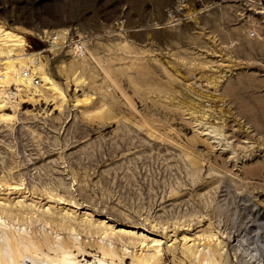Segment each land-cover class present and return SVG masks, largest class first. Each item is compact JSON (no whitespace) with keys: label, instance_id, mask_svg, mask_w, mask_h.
I'll use <instances>...</instances> for the list:
<instances>
[{"label":"rangeland","instance_id":"1","mask_svg":"<svg viewBox=\"0 0 264 264\" xmlns=\"http://www.w3.org/2000/svg\"><path fill=\"white\" fill-rule=\"evenodd\" d=\"M0 23L24 34L29 51L45 48L68 96L63 110L21 100L18 119L0 121V205L70 223L75 231L56 228L85 246L81 264L102 256L101 240L121 253L140 239L163 246L161 264H200L181 245L207 233L224 244L221 264H264V0H0ZM19 23L95 29L118 84L89 58L76 89L58 65L71 52ZM84 91L93 101L76 105ZM103 100L111 116L88 115ZM195 105L227 118L229 142L209 137ZM32 220L28 233H41ZM99 221L116 232L102 236ZM120 262L133 264L131 254Z\"/></svg>","mask_w":264,"mask_h":264},{"label":"bare ground","instance_id":"2","mask_svg":"<svg viewBox=\"0 0 264 264\" xmlns=\"http://www.w3.org/2000/svg\"><path fill=\"white\" fill-rule=\"evenodd\" d=\"M14 25L18 26L22 31L39 33L42 36H49L55 32L58 34L57 41L63 40L70 31L68 25H58L54 28H44L40 25L26 27L20 23ZM27 39L24 34L0 23V121L5 123L14 122L18 119V115L22 108L19 105L21 100H32L33 102H38L42 99L45 101L52 100L56 103V107L61 110H63L64 104L68 101L66 89L63 87L61 81L53 76L49 60L42 56L38 61H35V53L28 50L27 46L29 43ZM99 42L102 41L99 40ZM260 43L261 47L264 48V41ZM95 48L94 43L88 45L87 53L83 56H79L74 50L70 49L69 51L72 54L70 61L68 63L58 64L60 70L66 73V77H70L74 80L76 89H80L79 86L83 87L85 84V74L87 68H89L87 67V60L89 58H93L97 61L105 74L118 84V82L112 77L109 63H103L105 61L101 55L97 54L98 52L96 53L97 50ZM32 63L35 64L34 68L41 76V83L39 84H36L31 76H26L24 74L25 68H28ZM217 83L218 80L216 78L213 84L216 85ZM228 87L230 90L232 89L231 85ZM94 88H98V86H94ZM9 91L14 92L13 96H8L10 94L7 95L8 98L11 97V101L6 99V97H2L3 94L6 95ZM219 97L222 98V96ZM93 98V93L84 91L83 96L76 97V105L83 104L84 106H88V103L93 101ZM8 104L12 107L11 111L6 110ZM245 106L249 107L248 105ZM109 108L106 100H103L100 105H95L92 109H89L88 115L94 114L96 117L106 120L111 116ZM190 108L195 115L194 118L196 121L202 123L203 126L207 124L204 129H208L209 137L229 142L225 128V126H227V118L224 117L223 114L217 115L214 111L202 110L200 109L201 107L197 105ZM250 109L249 111H252ZM26 112L30 113L32 112V109H26ZM210 117H213L212 121L209 120ZM216 119H218V121H216ZM233 148L235 147L233 146ZM3 183L7 184L8 181H4L2 184ZM49 196L51 199L56 197V195L50 193ZM61 198L62 196H59L58 199H54L53 201H57L58 204L60 203ZM41 206L42 204L39 205V207ZM53 206L55 207V205ZM59 213H61V211H59ZM90 216L89 214L86 216V219L89 221L93 219ZM33 217H35L41 225L42 231L39 234H32L33 232L31 234L28 233V226L24 225L27 222H33ZM93 221L94 220H92V222ZM52 224H54V227H52ZM101 225H103L100 230L101 235L103 233L104 236H106L116 232L114 230L115 227L111 224H107L103 221ZM56 227H65L69 230L75 231L74 226L70 223H66L62 219H57L52 216L47 218L45 215H35L34 212H31V214H29V212H26L25 214L23 211L13 212L12 210L6 209L3 205H0V264H23L22 262L25 256L31 257V261L34 264H81L82 262L77 253L85 251V246L79 243V241L70 239L71 237L69 239L65 238ZM125 229H127V227H121L119 234L123 232L124 234L127 233V235H131L133 233V231L125 232ZM73 236L75 235L73 234ZM73 236L72 238H74ZM201 236L202 235L197 236V241L195 237L189 238L186 236L182 241V252L195 257L197 263L200 264L224 263L222 262L224 259L220 261L224 254V249L222 250L224 244L221 238L218 239L217 234H215V238L212 233L204 234L203 237ZM103 241L101 240V243L99 241V243L96 242L98 243L96 246L101 250L102 256L95 258L96 260L92 261L91 264H121L120 261L124 259L126 254H131L133 264H161L163 246L156 245L155 242V244L151 245L147 244L145 239H140L138 246L134 250L132 249L130 251L128 246H125L120 253L115 246H111L110 243H105L106 241ZM75 249H77L78 252H75ZM218 256L221 258H218ZM116 258L120 261H117Z\"/></svg>","mask_w":264,"mask_h":264},{"label":"built area","instance_id":"3","mask_svg":"<svg viewBox=\"0 0 264 264\" xmlns=\"http://www.w3.org/2000/svg\"><path fill=\"white\" fill-rule=\"evenodd\" d=\"M97 32L93 28L86 29L81 32L78 30L69 31L68 35L61 41H57L58 34L53 32L49 36H40V39L47 41L49 48L56 52L74 50L79 56H83L87 53V46L92 44L94 39L97 37ZM30 45V44H29ZM32 47V46H31ZM43 49H34L32 52L35 53V61H38L40 57L44 56ZM35 64L32 63L28 68H25L24 74L31 76L36 84L41 83V76L34 68Z\"/></svg>","mask_w":264,"mask_h":264}]
</instances>
